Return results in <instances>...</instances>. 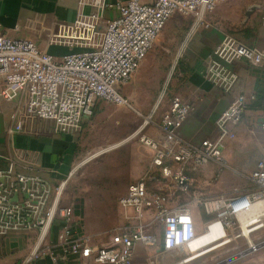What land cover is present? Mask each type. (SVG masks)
I'll use <instances>...</instances> for the list:
<instances>
[{
	"label": "built area",
	"instance_id": "built-area-1",
	"mask_svg": "<svg viewBox=\"0 0 264 264\" xmlns=\"http://www.w3.org/2000/svg\"><path fill=\"white\" fill-rule=\"evenodd\" d=\"M226 1L76 0L70 22H51L46 14L35 13L23 24L31 37L0 32V97L12 103L8 132L56 137L78 131L99 101L133 109L121 87L137 72L168 20L177 14L192 16L190 39L201 28H210L208 15ZM260 21L264 25V4ZM239 59L264 66V48L224 33L202 59L201 74L229 91L238 80L229 64ZM254 99V94H236L215 122L216 136L199 142H187L180 134L192 107L177 95L160 115V139L147 134L155 123L152 117L141 118L127 142H141L150 152V164L117 200L134 223L99 245L76 220L74 205L62 203L75 165L66 178L53 184L37 172L38 151L14 148L11 155H0L6 161L0 168V238L37 231L29 254L11 264H29L42 257L48 264H132L135 246L154 244L157 228L164 250L189 245L198 234L195 207L210 216L204 231L211 221H218L230 236L226 243L245 238L250 249L264 246V236L252 240L264 232V137L259 145L263 156L247 176L251 190L211 198L193 193L189 202L175 201L190 191L187 166L226 163V142L235 137L234 128ZM258 125L264 131V97ZM256 207L261 209L254 213ZM244 228L246 234L241 235Z\"/></svg>",
	"mask_w": 264,
	"mask_h": 264
},
{
	"label": "crops",
	"instance_id": "crops-1",
	"mask_svg": "<svg viewBox=\"0 0 264 264\" xmlns=\"http://www.w3.org/2000/svg\"><path fill=\"white\" fill-rule=\"evenodd\" d=\"M263 4L264 0L255 6L258 8L259 13ZM75 8L76 0H0V32L10 37H31L30 33L23 28L25 20L31 15L43 13L47 15L48 21L70 22L74 18ZM251 32L253 36L250 37L249 45L264 48V25L262 23L255 25ZM223 34V32L212 27V25L197 34L193 40V45L191 44L190 46L189 57L184 63L183 69L181 68L183 71L180 70L179 72L181 78L178 79V83L174 87L173 95L179 96L192 107L180 129L182 138L187 142H199L204 138H214L216 136L215 122L236 94L241 92L249 96L254 94L255 99L248 104L242 120L234 128L235 137L228 140L224 148L225 158L227 164L231 165V170L236 173H247L254 169L257 160L263 156L259 151V145L263 140L264 131L261 130L258 124L260 121L261 101L264 97V66L252 65L243 59L229 64V67L238 75L236 84L229 91H224L205 80L201 74L203 68L202 59L214 49ZM11 109L12 103L0 97V155H11L14 148L38 151L40 154V166L37 172L53 184H57L60 180L66 178L74 165V171L77 172L95 157L108 151H115L136 134L133 132L118 142L110 144L78 162L77 160L87 150L83 140V127L78 131L60 134L56 137L23 132L10 133L8 130L12 124ZM138 115L142 116L144 121L150 118V115L143 116L141 113H138ZM91 116L84 118L82 123ZM154 122L148 128L147 134L153 138L160 139L159 119ZM126 149L124 160L123 157L121 158L118 155L114 156L112 154L109 156L112 162L115 160L117 163L122 161L125 163L122 173L115 174L116 176L122 175L120 178L121 185L119 186L121 190L115 203H117L119 196L126 191L128 185L138 179L150 164V152L140 142H133ZM214 164L213 162H208L199 168L186 167V174L191 180L190 187L191 189L192 187L194 188L192 193H201L194 186V183L208 182L213 175ZM5 166L6 161L0 158V168ZM230 178V171L226 170L223 172L218 180V187L222 188V184ZM62 203L73 204L75 213L80 211L81 204L78 202L74 204L66 194V191L62 196ZM193 211L196 214L197 210L194 209ZM82 227L86 228L85 224L84 226L82 224ZM122 227H116V231ZM86 233L90 235L92 243L98 245L106 242L110 236L97 240L94 236L95 233ZM154 233L156 235L154 244H137L135 246L132 264H162L164 261L163 252L182 249L177 247L171 250H164L162 247L161 228H157ZM36 236L37 231L32 230L28 232H13L0 238V264L21 262L32 249ZM227 236V232L219 224L211 222L204 233L198 235L189 243L188 248L190 251L196 252L216 239L220 237L226 238ZM29 264H48V258L42 257Z\"/></svg>",
	"mask_w": 264,
	"mask_h": 264
},
{
	"label": "rangeland",
	"instance_id": "rangeland-1",
	"mask_svg": "<svg viewBox=\"0 0 264 264\" xmlns=\"http://www.w3.org/2000/svg\"><path fill=\"white\" fill-rule=\"evenodd\" d=\"M261 2L262 0H227L208 15L209 23L215 29L250 44L252 28L261 23L259 10L255 7ZM252 7L255 8L251 11ZM192 21V16L181 14L174 15L168 20L137 72L122 87L121 92L130 99L133 109H125L106 101L98 103L94 114L92 113L93 116L81 125L87 150L77 160L78 162L128 136L142 118L138 113L143 116L150 115L154 121H158L173 96L178 79L181 78L179 72L189 57V49L194 38L204 30L201 28L187 39ZM133 142L139 141L126 142L115 151H108L95 157L71 176L65 187L66 194L72 202L81 204L80 211L75 213L76 220L81 226L85 224L86 228L82 227L85 232L95 233L97 240L114 233L116 227L134 223V220H129L127 213L115 203L121 190L119 186L122 177L121 174L117 176L115 174L122 173L125 163L123 161L117 163L115 160L112 162L109 158L113 154L123 157L124 160L126 148ZM214 166L213 175L208 182L194 183L205 198L230 195L238 192L237 190L240 192L251 190L247 180L251 171L236 173L231 170V165L227 164V161L224 165L215 163ZM226 170L230 171L231 178L222 184V188L218 187V180ZM193 190L194 188L190 187L188 194H181L175 201L189 202ZM195 209L197 237L205 232L204 227L210 216L206 215L201 207ZM263 236L264 232L254 234L252 240L259 241ZM229 238V235L226 238L220 237L196 252L190 251L189 245L181 250L162 251L164 255L162 264H264V246L253 250L248 247L245 238L226 243Z\"/></svg>",
	"mask_w": 264,
	"mask_h": 264
},
{
	"label": "bare ground",
	"instance_id": "bare-ground-1",
	"mask_svg": "<svg viewBox=\"0 0 264 264\" xmlns=\"http://www.w3.org/2000/svg\"><path fill=\"white\" fill-rule=\"evenodd\" d=\"M258 209H261V208L256 207V208L254 209V213H255ZM213 222L219 224L220 227H221L223 230H225V229L221 226V224H220L218 221H213ZM225 231H226V230H225ZM226 232H227V231H226ZM244 234H246V228H244L243 231H242V235H244ZM195 238H196V237H195ZM195 238H194V239H195ZM194 239H193V240H194Z\"/></svg>",
	"mask_w": 264,
	"mask_h": 264
},
{
	"label": "water",
	"instance_id": "water-1",
	"mask_svg": "<svg viewBox=\"0 0 264 264\" xmlns=\"http://www.w3.org/2000/svg\"><path fill=\"white\" fill-rule=\"evenodd\" d=\"M255 7H252L251 11L254 9Z\"/></svg>",
	"mask_w": 264,
	"mask_h": 264
}]
</instances>
